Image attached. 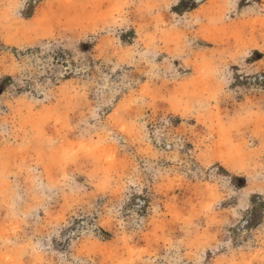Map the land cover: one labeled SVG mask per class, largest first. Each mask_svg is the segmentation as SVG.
Masks as SVG:
<instances>
[{
	"label": "rangeland",
	"instance_id": "obj_1",
	"mask_svg": "<svg viewBox=\"0 0 264 264\" xmlns=\"http://www.w3.org/2000/svg\"><path fill=\"white\" fill-rule=\"evenodd\" d=\"M0 264H264V0H0Z\"/></svg>",
	"mask_w": 264,
	"mask_h": 264
}]
</instances>
